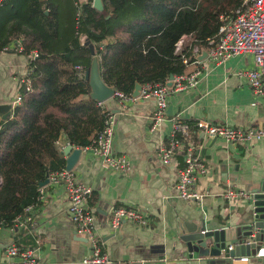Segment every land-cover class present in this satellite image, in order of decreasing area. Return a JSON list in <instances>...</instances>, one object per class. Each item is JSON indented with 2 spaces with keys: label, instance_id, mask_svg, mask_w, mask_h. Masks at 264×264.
Wrapping results in <instances>:
<instances>
[{
  "label": "crops",
  "instance_id": "crops-1",
  "mask_svg": "<svg viewBox=\"0 0 264 264\" xmlns=\"http://www.w3.org/2000/svg\"><path fill=\"white\" fill-rule=\"evenodd\" d=\"M47 1L58 14L61 36L64 37L72 22V11L76 10L77 16L76 4L81 5L87 0ZM187 41L184 49H189V58L194 61L193 49L205 46L193 43L192 36H188ZM30 60L25 53L0 52V106L12 105L9 117L16 108V99L22 91L21 80L29 72ZM254 68L251 54L237 55L221 64L205 56L199 63L192 62L184 74L200 71L197 85L170 95L166 121L154 132L150 128L151 117L157 109L155 98L123 104L116 98L106 101L105 106L115 115L113 150L129 158L132 170L129 174H120L104 166L90 151H83L73 171L81 183L94 188L89 206L96 217L103 251L111 260L133 264H264L263 260L254 257L256 253L248 262L232 260L230 263L222 262L223 257L190 254L181 240L183 228L187 232L203 225L206 230L233 227L252 214L253 201H227L224 195L229 189L250 193L264 190V139L232 144L193 133L196 155L208 170L196 182L195 189L205 195L199 203L183 200L177 193L182 155L165 165L157 154V149L167 142L172 130L170 119L174 117H180L192 126L205 120L211 124L242 129L254 127L264 131V100L254 94L246 79L237 75L239 71ZM95 72L99 75V68ZM3 114L0 113V118ZM0 120L1 123L6 121ZM68 144L62 134L57 147L59 158L66 164L68 157L63 149ZM45 192L44 200L36 208L38 226L35 229L12 232L7 226L1 228L0 263L7 260L5 249L11 243L34 249L40 264H81L90 253L89 244L76 234L70 219L69 192L63 185L54 184L45 186ZM118 207L143 212L149 225L140 229L127 221L113 231L109 219Z\"/></svg>",
  "mask_w": 264,
  "mask_h": 264
},
{
  "label": "trees",
  "instance_id": "trees-1",
  "mask_svg": "<svg viewBox=\"0 0 264 264\" xmlns=\"http://www.w3.org/2000/svg\"><path fill=\"white\" fill-rule=\"evenodd\" d=\"M242 0H93L81 4L78 18L61 36L58 14L47 0H9L0 7V50L14 40L31 62V90L13 116L0 123V221L9 225L37 202L49 172L66 167L57 147L62 134L69 144L86 148L103 129L104 115L86 80L99 58L101 80L124 94L137 83H165L185 73L176 44L192 36L207 46L222 25L221 17ZM77 67H81L79 70ZM23 91V90H22ZM191 124V123H190ZM192 125V124H191Z\"/></svg>",
  "mask_w": 264,
  "mask_h": 264
},
{
  "label": "built area",
  "instance_id": "built-area-1",
  "mask_svg": "<svg viewBox=\"0 0 264 264\" xmlns=\"http://www.w3.org/2000/svg\"><path fill=\"white\" fill-rule=\"evenodd\" d=\"M9 0H0V7ZM77 17L83 16V10L78 2ZM94 6V0H93ZM222 25L218 34L209 39L207 46L195 47L193 49L194 61L183 56L186 66L199 63V59L205 55L215 63L221 64L232 57L243 54H251L254 58L255 68L252 70L239 71L237 75L246 79L254 94L264 100V0H242V4L235 8L230 15L221 17ZM188 36L183 37L176 44V53L182 54ZM15 51L24 53L23 44L16 41L13 45L3 47L0 52ZM38 56L36 51L30 55V64ZM81 70V67H77ZM32 70L29 65L27 76L21 80L22 90L16 99V106L23 101V92L31 90L29 75ZM200 71L192 74H182L174 76L173 80L165 83L142 84L139 95L134 96V91L129 94L115 91L114 97L123 104L127 101H137L138 99L155 98L157 109L151 117L152 132L156 131L165 121V112L169 104V97L172 94L184 92L194 88L198 83ZM171 82V85L169 83ZM106 102H98L105 117L103 129L99 132L94 144L86 148H78L83 151H90L94 157L99 158L102 164L120 174H129L132 170L129 158L124 154H117L113 150L115 136V115L105 106ZM171 120L172 130L167 142L157 149L158 156L165 165L173 162L177 155L183 157V167L178 170V182L176 186L179 197L183 200L199 203L205 197L195 189L196 182L208 172L204 161L196 155V147L192 141L193 133L203 134L212 140H224L232 144H245L264 139V131L258 128H233L228 125L211 124L201 120L193 126L183 121L180 117ZM74 147V146H73ZM49 184L63 185L69 192L70 207L69 216L76 228V234L83 237L90 246V253L84 257L81 264H133L130 261H113L103 251L102 237L97 232L96 217L89 206V201L93 197L94 188L81 183L73 170L66 168L61 171L49 172L47 178ZM2 178L0 177V186ZM37 202L24 209L22 215L16 217L9 225L0 221L1 228L7 226L14 232L20 229H35L38 226L36 219V208L45 198V186L40 187ZM209 194V193H205ZM224 198L227 201L253 200L254 193L245 190L229 189ZM130 221L144 229L149 225L148 217L141 211L132 208L118 207L113 210L109 224L113 231H117L123 223ZM7 260L0 264H40L35 250L30 247L19 246L11 243L5 249ZM256 259L264 261V246H261L255 256ZM250 257H243L241 261L248 262Z\"/></svg>",
  "mask_w": 264,
  "mask_h": 264
},
{
  "label": "water",
  "instance_id": "water-1",
  "mask_svg": "<svg viewBox=\"0 0 264 264\" xmlns=\"http://www.w3.org/2000/svg\"><path fill=\"white\" fill-rule=\"evenodd\" d=\"M96 10H104L103 0H94ZM205 56V55H204ZM99 59H94L92 69L86 72V80L90 81L93 88L92 97L97 102H106L114 97L115 90L105 85V83L95 72L99 68ZM96 73V75H94ZM174 76L170 77L173 80ZM171 85V82L169 83ZM141 84L137 83L134 89V96L139 95ZM96 96V97H95ZM12 105H1L0 113H5L0 119L7 120ZM1 121V120H0ZM1 123V122H0ZM63 153L68 157L66 169L73 170L76 162L83 153L81 149L74 148L68 144ZM49 180L40 183V187L47 186ZM253 211L243 219V223L236 226H225L214 230H206L203 225L200 229H189L187 232L183 228L181 240L186 244L190 254L198 253L202 257L221 258L222 262L230 263L232 260L240 261L243 257H251L264 243V190H256L253 200Z\"/></svg>",
  "mask_w": 264,
  "mask_h": 264
},
{
  "label": "rangeland",
  "instance_id": "rangeland-1",
  "mask_svg": "<svg viewBox=\"0 0 264 264\" xmlns=\"http://www.w3.org/2000/svg\"><path fill=\"white\" fill-rule=\"evenodd\" d=\"M80 2H82V0H79ZM193 38V37H192ZM190 42V41H189ZM187 43H188V41H187ZM99 59V58H98Z\"/></svg>",
  "mask_w": 264,
  "mask_h": 264
}]
</instances>
